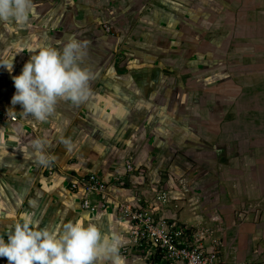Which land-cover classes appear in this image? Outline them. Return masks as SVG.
<instances>
[{
    "label": "crops",
    "instance_id": "1",
    "mask_svg": "<svg viewBox=\"0 0 264 264\" xmlns=\"http://www.w3.org/2000/svg\"><path fill=\"white\" fill-rule=\"evenodd\" d=\"M144 8L151 21L142 32ZM95 15L135 36L121 60L112 54L118 40L94 35ZM223 22L225 44L218 37L201 40L203 25ZM72 38L89 42L82 66L95 73L92 97L79 105L59 101L46 121L12 105V77L35 50L60 48ZM223 45L229 55L219 59ZM202 47L215 54L196 58ZM11 61V72L0 66V115L15 116L0 120V236L6 242L22 216L53 229L82 219L119 234L124 264H148L129 248V222L115 212L116 199L132 201L127 186L93 212L67 188L70 175L87 172L115 180L129 161L137 189L157 214L207 226L209 238L222 239V257L245 264L252 223L264 224V88H251L264 82V0H33L27 26L0 22V62ZM157 184L169 188L166 204L152 200ZM247 198H258L249 204L261 207L257 219L250 208L234 214ZM258 238L264 246V231ZM0 264L8 262L0 258Z\"/></svg>",
    "mask_w": 264,
    "mask_h": 264
},
{
    "label": "clouds",
    "instance_id": "2",
    "mask_svg": "<svg viewBox=\"0 0 264 264\" xmlns=\"http://www.w3.org/2000/svg\"><path fill=\"white\" fill-rule=\"evenodd\" d=\"M33 0H0V22H14L24 28L29 23ZM88 41L69 39L62 47L37 48L23 65L20 75L13 76L15 93L12 105L19 104L23 113L46 121L59 101L79 105L92 97L90 82L95 73L82 66L87 56ZM12 71V61L0 62ZM41 163V142L35 141ZM121 237L115 231L103 233L84 220L68 222L59 229L40 227L30 216H22L7 233V242L0 236V258L8 264H124L120 255Z\"/></svg>",
    "mask_w": 264,
    "mask_h": 264
},
{
    "label": "built area",
    "instance_id": "3",
    "mask_svg": "<svg viewBox=\"0 0 264 264\" xmlns=\"http://www.w3.org/2000/svg\"><path fill=\"white\" fill-rule=\"evenodd\" d=\"M15 121V116L0 115V120ZM124 175L105 181L93 172L70 175L67 188L81 194L83 210L93 212L106 206L112 192L126 187L132 201L116 199L115 212L129 222V248L148 264H224L219 255L218 239L209 238L207 226L192 225L174 215L157 214L137 189L138 181L131 177L134 167L125 161ZM152 200L160 205L169 201V188L157 184L152 189Z\"/></svg>",
    "mask_w": 264,
    "mask_h": 264
},
{
    "label": "rangeland",
    "instance_id": "4",
    "mask_svg": "<svg viewBox=\"0 0 264 264\" xmlns=\"http://www.w3.org/2000/svg\"><path fill=\"white\" fill-rule=\"evenodd\" d=\"M61 1L62 0H58V2H61ZM149 10H150V8H144L142 10V12L140 11V13L138 14V17H140V19H141V16L144 15L143 16L144 19H141V20L147 21L146 23H142L140 21L138 22L139 23L138 26H140L139 29H141L142 32L145 31L146 29H148V27H149L148 22L151 21L150 20L151 19L150 14H147V13H150ZM203 10L209 11V7H205ZM211 10H212V12H215V11L217 12L216 6H215V8L213 7ZM77 17L78 18H82V15L81 16L79 15ZM95 17H97L98 19H95V22H94V23H96L95 26L97 28L95 31H93L94 35L96 34L95 36L98 37V38H101V36H103L105 38H109V40H115V41L118 40L117 41L116 50H115V52H112V54L115 55V57H117V52L121 51V50L123 52L122 53L123 55H125V54L128 55L131 52L130 51L131 48H129V47L125 46V45L130 44L132 39H134V40L136 39L135 36H133V35H131V33H129L130 29H127L125 31L124 30L121 31V30L115 29V24L114 23H111V22L109 23L107 20L102 19L101 16L99 17V15H95ZM145 17H147L148 19H145ZM221 17H223V15H221ZM136 24H137V22H135V23L133 22L131 26L134 27ZM222 24L223 25L219 24L216 28L207 27L206 25H203L204 28L202 30L201 40L204 42V41H208L211 37H214V38L218 37V38H222L223 41H221V42H223V44H225V27H226V24H224V22ZM75 33H77V32H75ZM223 47H224V45L222 47H219L218 51L216 52V53H218L219 56H221L222 55L221 53H223V56H221L219 59H221L223 57L227 58L228 57L227 55H229L226 52V49L225 48L223 49ZM200 49L201 48H199V50ZM219 49H222L223 51L222 50L219 51ZM201 50H203L201 53L195 52L196 58L197 57L198 58L199 57H203V58L207 59V56L210 53L211 54H215L214 48L213 49L212 48L208 49L206 47H202ZM87 53H88V50H87ZM229 57L231 59V56H229ZM208 58L210 59V57H208ZM121 62H123V61H121ZM210 63L211 62H207L206 63V65H208L207 67H210V65L212 64V63L211 64ZM222 66L225 67L224 64H222ZM222 74H225V73H222ZM220 80H223V79H220ZM236 81H237L239 86H241V83H243V82H241V80H236ZM244 86H246L245 88L249 87V85H244ZM254 87H257V88L260 87L261 89H263L264 88V82L251 85V88H254ZM251 88H250V90H251ZM241 95L239 96V98L241 97ZM237 193H238V191L235 192V196H236L235 200L236 201H238V199H240V198H238V194ZM257 199L258 198H247V199H245L244 206L240 205L239 207H236L237 209L233 210L235 216L238 215V210L239 211H243V212L248 211L249 210L248 208L251 207L249 204L250 203H255L257 201ZM239 201L241 203V200H239ZM260 209H261V207H259V206H256L255 208L254 207L250 208L249 212H250L251 216H253V217H250V218H256L257 219V217H258L257 216V214H258L257 211H259ZM262 211H263V209H262ZM257 220L259 221V219H257ZM258 221H256V223H252V229H251V232H250L251 234H250V237L248 239L249 240V244H250V246L248 248L249 255H248V259L245 260V264H264V246L259 243L260 240L258 238L260 233L264 231V224L262 223L263 228H261L260 224L257 223ZM218 239L220 241L222 240L221 237H218ZM221 248H222V245L220 243H218V250H220V252H221ZM219 255L222 258V260L224 261V264H232L231 262L226 261L222 257L223 256L222 252L219 253Z\"/></svg>",
    "mask_w": 264,
    "mask_h": 264
},
{
    "label": "flooded vegetation",
    "instance_id": "5",
    "mask_svg": "<svg viewBox=\"0 0 264 264\" xmlns=\"http://www.w3.org/2000/svg\"><path fill=\"white\" fill-rule=\"evenodd\" d=\"M108 29H109V28H108ZM111 43H112V41H111ZM119 53H120V54H118L117 57H119V60H121L122 57H123V54H122L123 52H122V50L119 51ZM117 57H116V58H117Z\"/></svg>",
    "mask_w": 264,
    "mask_h": 264
}]
</instances>
